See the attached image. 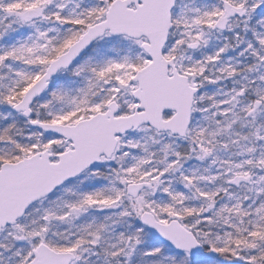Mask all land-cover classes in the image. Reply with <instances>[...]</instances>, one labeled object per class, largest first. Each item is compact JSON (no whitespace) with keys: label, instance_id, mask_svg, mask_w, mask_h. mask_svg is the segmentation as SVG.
I'll use <instances>...</instances> for the list:
<instances>
[{"label":"snow or ice","instance_id":"obj_1","mask_svg":"<svg viewBox=\"0 0 264 264\" xmlns=\"http://www.w3.org/2000/svg\"><path fill=\"white\" fill-rule=\"evenodd\" d=\"M0 264H264V0H0Z\"/></svg>","mask_w":264,"mask_h":264}]
</instances>
